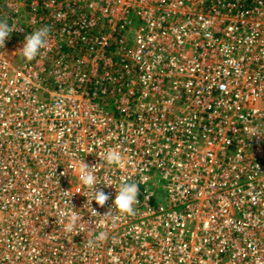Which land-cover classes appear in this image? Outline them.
<instances>
[{"label": "built area", "instance_id": "built-area-1", "mask_svg": "<svg viewBox=\"0 0 264 264\" xmlns=\"http://www.w3.org/2000/svg\"><path fill=\"white\" fill-rule=\"evenodd\" d=\"M2 19L21 30L0 50V264H264V0H0ZM123 181L136 214L101 224Z\"/></svg>", "mask_w": 264, "mask_h": 264}, {"label": "clouds", "instance_id": "clouds-1", "mask_svg": "<svg viewBox=\"0 0 264 264\" xmlns=\"http://www.w3.org/2000/svg\"><path fill=\"white\" fill-rule=\"evenodd\" d=\"M20 30L21 29H18L15 24L10 25L7 19L0 20V50H3L5 48V42L10 38L11 33ZM51 31L52 30L49 26H43L32 31L30 35H27L25 37L24 45L19 53L26 61L31 62L36 60L38 57H43L46 55V52L50 45ZM0 58L5 61L3 51H0ZM104 160L107 165H115L117 168L122 169L125 166L121 152L115 148L106 151V153L104 154ZM98 167L99 165L90 167L84 162V160L79 161L78 179L86 189V191L82 195L87 198L89 193L92 194V199H87V206L91 207V203L94 200L96 204L103 208L110 197L102 190H98V177L96 175V169ZM104 185L109 187L113 186L111 182L105 183ZM116 190L117 195L114 200V208H110L105 215L100 217L101 224H103L108 218H112L113 220L117 218L113 216V210H116L119 215L124 216H134L136 214L135 206L139 202L138 197L140 195L139 184L136 182L129 183L127 181H123L120 184L119 188H116ZM63 192L65 195H67L69 191ZM91 209L92 216H98L96 210L92 207ZM57 218L58 222L64 224V231L70 234L73 232H77L80 229L81 225H83L82 223H80L82 220V216L80 215V213H77L73 209V207L71 211H61L60 216ZM106 239L107 233L105 231H100L96 235L94 240L88 238L85 245L95 246L96 244L103 242Z\"/></svg>", "mask_w": 264, "mask_h": 264}, {"label": "rangeland", "instance_id": "rangeland-1", "mask_svg": "<svg viewBox=\"0 0 264 264\" xmlns=\"http://www.w3.org/2000/svg\"><path fill=\"white\" fill-rule=\"evenodd\" d=\"M19 57H17L16 59H15V63H18L19 61Z\"/></svg>", "mask_w": 264, "mask_h": 264}]
</instances>
